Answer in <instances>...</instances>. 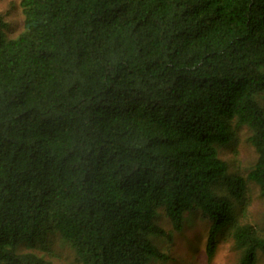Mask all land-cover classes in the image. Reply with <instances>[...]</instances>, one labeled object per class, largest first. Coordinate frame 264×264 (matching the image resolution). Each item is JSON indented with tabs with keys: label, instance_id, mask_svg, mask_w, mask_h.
Returning a JSON list of instances; mask_svg holds the SVG:
<instances>
[{
	"label": "trees",
	"instance_id": "obj_1",
	"mask_svg": "<svg viewBox=\"0 0 264 264\" xmlns=\"http://www.w3.org/2000/svg\"><path fill=\"white\" fill-rule=\"evenodd\" d=\"M20 4L15 36L0 13V264H58L21 249L56 232L83 264H151L160 208L176 230L207 214L209 255L229 231L256 264L219 146L250 127L264 193V0Z\"/></svg>",
	"mask_w": 264,
	"mask_h": 264
},
{
	"label": "rangeland",
	"instance_id": "obj_2",
	"mask_svg": "<svg viewBox=\"0 0 264 264\" xmlns=\"http://www.w3.org/2000/svg\"><path fill=\"white\" fill-rule=\"evenodd\" d=\"M20 1L0 0V13L9 23L8 32L11 36L23 29L24 15ZM251 133L249 126H240L231 142L219 146V154L229 162L232 173H240L247 178L244 200L242 203L236 202L240 220L253 222L264 230V193L260 185L249 178L258 160L257 149L250 140ZM156 221L166 231H170V235L154 236V242L166 254V258H155L151 264H233L240 258L241 252L229 231L217 237L214 254L209 255L207 245L211 219L207 214L187 212L183 228L176 230L165 209L160 208ZM21 249L34 251L58 264H83L76 250L57 232L51 233L44 241L37 240L33 246L24 243ZM256 264H264L262 251H258Z\"/></svg>",
	"mask_w": 264,
	"mask_h": 264
}]
</instances>
